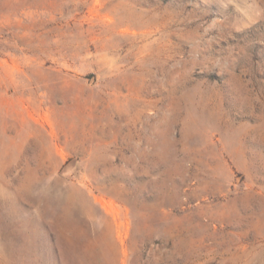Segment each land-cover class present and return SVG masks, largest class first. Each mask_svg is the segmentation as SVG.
<instances>
[{"label": "rangeland", "instance_id": "rangeland-1", "mask_svg": "<svg viewBox=\"0 0 264 264\" xmlns=\"http://www.w3.org/2000/svg\"><path fill=\"white\" fill-rule=\"evenodd\" d=\"M0 264H264V0H0Z\"/></svg>", "mask_w": 264, "mask_h": 264}]
</instances>
